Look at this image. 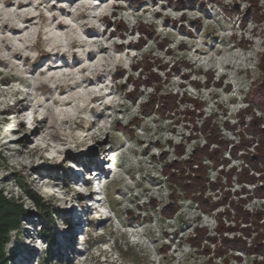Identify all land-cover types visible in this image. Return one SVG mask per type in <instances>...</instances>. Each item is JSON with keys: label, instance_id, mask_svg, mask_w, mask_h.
<instances>
[{"label": "clouds", "instance_id": "obj_1", "mask_svg": "<svg viewBox=\"0 0 264 264\" xmlns=\"http://www.w3.org/2000/svg\"><path fill=\"white\" fill-rule=\"evenodd\" d=\"M188 3L0 0V192L43 214L25 195L35 194L61 234L72 227L65 217L75 221L78 264L257 259L243 251L217 258L226 247L219 229L235 226L236 208L228 203L205 212L166 166L176 161L178 175H194L185 162L209 144L214 130L229 142L223 153L229 163L202 160V195L220 201L229 192L239 205L235 193L248 188L242 208L264 211L256 185L240 182L251 171L247 152L235 159L231 153L245 140L253 141L252 151L260 146L246 129L254 119L247 98L264 83V0H191L181 7ZM153 74L158 79L145 83ZM165 97L175 98V108L162 115ZM217 182L223 191L212 190ZM23 228L32 230L24 223L12 240H27L46 254L47 243L26 237ZM231 235L251 248L260 233Z\"/></svg>", "mask_w": 264, "mask_h": 264}, {"label": "rangeland", "instance_id": "obj_2", "mask_svg": "<svg viewBox=\"0 0 264 264\" xmlns=\"http://www.w3.org/2000/svg\"><path fill=\"white\" fill-rule=\"evenodd\" d=\"M191 6V0H189L188 4H182L181 7H190ZM115 35V33L113 34ZM141 43H144L143 41ZM128 47H136L139 48L140 45H129ZM173 71H178L177 69H173ZM121 74L117 73V76L119 77ZM158 77H155L153 74L152 80L146 81L145 83H151L154 80H157ZM264 88V83H261L256 90L248 96V101L250 102L251 107L248 109V114H251L254 116L253 121L251 122V126L246 129L247 132L250 134L256 136L259 138V144L260 146L258 148L262 147L263 153H264V133H260L262 129L264 128V119L255 117V113L253 109H258V98L255 96L258 95L259 89ZM133 94H130V97H132ZM256 98V99H255ZM163 105L162 108L160 109L162 115H167L169 111L174 110L175 108V103L174 97H165L162 98ZM256 100V101H255ZM258 101V103H257ZM154 103V101H153ZM151 109H149L150 111ZM261 111V110H260ZM263 112V111H262ZM148 114V113H146ZM192 116H195L196 114L193 113L191 114ZM241 123H247L246 121L241 120ZM205 131H208L211 129V125L209 123H206L205 126ZM15 142V141H13ZM220 143L219 148H213L212 145L216 143ZM32 143H35L33 140ZM157 144L159 142H156ZM228 143L227 141L223 140L214 130L212 131V134L209 138V144L205 145L204 148L208 149L209 154L213 155V158L217 156L218 158V164H216V167H220L221 165L227 166L229 161H227L223 157L224 151L228 149ZM253 141H248L245 140L242 144L237 145L236 147H233L231 149V153L233 158H237L238 154L240 151H246L247 155L246 156H252L256 154V150L252 151L251 150V144ZM31 146V145H30ZM178 147V152L182 153L183 152V147L182 146H177ZM202 148V149H204ZM198 150H201V148H197L193 156L196 154ZM146 153L148 150H145ZM216 152V153H215ZM221 153V155L219 154ZM166 153L162 154V158L166 157ZM191 161V160H189ZM187 161V162H189ZM223 161V162H222ZM222 162V163H221ZM186 163V162H185ZM178 163L176 161H173L172 164L166 166V171L170 174L171 179L183 186L187 190V194L192 197L194 200H198L201 202V206L203 207L205 212H210V211H215L216 208L224 206L228 203H231L233 207L236 208V221H235V226L232 225V223H229L227 225L221 224V228L219 231L222 232L224 236V241L226 244V247L222 250H219L217 252V258L219 256H227L230 252L235 253L239 251L246 252L249 256H256L257 259L255 260L254 264H264V260H260L259 257L264 256V211H257L254 215L247 213L243 208L242 205L246 203L243 199V196L250 191V189L245 188L242 189L240 192L235 193V195H238L241 197L240 204L237 205L235 201H231V196L232 193L225 192V197L224 199L220 201H211L209 198H205L202 193L207 190L206 185H205V173L206 169L202 170V177H200L201 180L200 182L202 185L200 186L201 188H205L200 195H196L193 193V184H194V177L196 175H186V174H177L176 168L178 167ZM202 166L206 168V166L202 163ZM192 169H195V167H192ZM235 170L233 169V172ZM174 174V175H172ZM176 174V175H175ZM226 175L229 176V181L231 179V173H225ZM16 173H10V176H14ZM245 173H242L240 176V182L245 183L243 180ZM174 176V177H172ZM249 176H253L254 178H258L259 175L253 174L249 172ZM9 179V176H5L4 180L7 181ZM191 181V182H189ZM264 184V181L262 182H257L255 185L254 193L255 196L257 197L256 194V189L258 187H261V185ZM203 186V187H202ZM211 188L213 191H223L224 186L217 182L213 183L211 185ZM27 193V192H26ZM25 193V195H26ZM6 197V196H5ZM8 200L15 202L17 197L14 195L11 198L6 197ZM39 198V197H38ZM251 198V197H250ZM264 198V197H262ZM23 197H20V200L23 201ZM40 199V198H39ZM16 203V202H15ZM21 206V209L23 211V214L19 217L17 221V228L20 229L22 227V224L27 223L28 225L32 226V230H29L28 228H23V234L26 237H35L39 238L42 243H47L48 247L46 250V254L42 253L38 247H35L33 245H30L27 240H20L17 238L15 241L12 240V232L9 233L8 235V241L7 243L3 246L2 248V254L4 257V262L6 264H33L37 258H39V264H65V261H67V264H78L79 259L82 257L78 256L74 260L72 258V253L74 251L73 249V236L71 235L72 230L77 226L76 223L72 225L71 229H69V234H61L60 232L57 231L56 226L54 224V221L52 220L51 214L49 209L47 208L46 205H42L40 201V205L42 206L41 208L43 209V214L40 212H37L34 209H25L23 207V203H16ZM169 209L171 208V205L168 206ZM59 212V210H57ZM224 214L222 213L221 216ZM66 221H68L70 224L73 221L70 217H65ZM247 220V221H245ZM245 221V222H244ZM242 224H248L251 225L250 228H245L242 227ZM73 228V229H72ZM44 232V233H43ZM236 232H243L245 236L248 238H252V235L254 232H259L260 235L256 236L254 240V246L251 248L247 247V242L246 240L242 239L240 236H232V233ZM45 234L46 238L42 236ZM198 243H201V241H197ZM13 243L12 247H9V244ZM210 251L209 249H205V252ZM236 259H241L240 257H234Z\"/></svg>", "mask_w": 264, "mask_h": 264}, {"label": "trees", "instance_id": "obj_3", "mask_svg": "<svg viewBox=\"0 0 264 264\" xmlns=\"http://www.w3.org/2000/svg\"><path fill=\"white\" fill-rule=\"evenodd\" d=\"M255 97L258 98V101H259L258 109L264 112V88L259 89L258 95ZM260 133H264V128L262 129ZM216 144H220V143L218 142ZM219 154L221 155V153ZM205 157L214 161L215 165L219 163L217 156L213 158V155L209 154L207 148L198 150L196 154L192 157L191 161L186 162L187 166L192 170V173L196 175L194 177V180H195L194 184L192 185L193 193L196 195L197 194L200 195V193H202V191L205 190L203 186H202L203 188L200 187L202 183L200 182L201 180H199L201 179L200 177H202L201 171L203 169L204 170L206 169L205 167L202 166V160ZM243 158L247 161L251 171H249L248 169H245L244 171L245 175L242 181H244L246 184H249V185H255L257 182L264 181V153H263L262 147L256 149L255 155L245 156ZM192 167H195V169H192ZM249 172L252 173V175L253 174L259 175L258 178L249 176ZM255 191H256L257 197H261V198L264 197V184L261 185V187H258ZM26 196L29 199L34 200L38 207L40 208L42 207L40 205V199L35 194L31 192H27ZM22 214H23V211L21 209V206L16 204L15 202L8 200L3 195V193L0 192V264H6L4 262L2 248L8 241L9 233L17 228L16 223ZM43 233H41L42 236L46 238V235L45 234L43 235Z\"/></svg>", "mask_w": 264, "mask_h": 264}, {"label": "bare ground", "instance_id": "obj_4", "mask_svg": "<svg viewBox=\"0 0 264 264\" xmlns=\"http://www.w3.org/2000/svg\"><path fill=\"white\" fill-rule=\"evenodd\" d=\"M75 223H76L75 221H72V222H71V225H74ZM70 229H71V228H70ZM72 229H73V228H72Z\"/></svg>", "mask_w": 264, "mask_h": 264}]
</instances>
